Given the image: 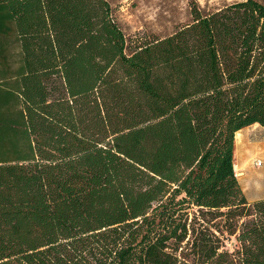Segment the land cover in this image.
<instances>
[{
    "label": "trees",
    "instance_id": "16d2710c",
    "mask_svg": "<svg viewBox=\"0 0 264 264\" xmlns=\"http://www.w3.org/2000/svg\"><path fill=\"white\" fill-rule=\"evenodd\" d=\"M255 123L264 0L145 41L110 0H0V264H264Z\"/></svg>",
    "mask_w": 264,
    "mask_h": 264
},
{
    "label": "rangeland",
    "instance_id": "374dc122",
    "mask_svg": "<svg viewBox=\"0 0 264 264\" xmlns=\"http://www.w3.org/2000/svg\"><path fill=\"white\" fill-rule=\"evenodd\" d=\"M233 1L236 0H110L117 18L129 38L142 41L167 36L177 27L186 23L189 20V8L194 3L201 7L215 9ZM249 130L250 140L264 138V129L259 125L251 126ZM260 157L264 158V154H260ZM254 159L256 158L246 159L247 169L241 170L246 173V176L254 177V181L252 177L251 179L244 177L245 174H237L250 201L263 195V193L255 191L254 187L258 183V179L264 178V166L255 167ZM235 161L240 165L237 155H235ZM250 167L251 169L248 171ZM236 172L241 173L240 171ZM226 244L228 248L233 249L235 240H227Z\"/></svg>",
    "mask_w": 264,
    "mask_h": 264
},
{
    "label": "crops",
    "instance_id": "0c3cea01",
    "mask_svg": "<svg viewBox=\"0 0 264 264\" xmlns=\"http://www.w3.org/2000/svg\"><path fill=\"white\" fill-rule=\"evenodd\" d=\"M254 125H259V124L255 123V124L246 126V127L242 128L236 132V135H235V155H238V152H239V154L241 153L240 158H239L240 165H242L244 163V161H246V159L247 160L249 158L260 159L261 158L260 154H264V138L250 140L249 127L254 126ZM259 126L262 129H264V127H262L261 125H259ZM238 133L241 134L239 139H238ZM256 159H254V160H256ZM261 160H262V165L257 166V167L264 166V158H261ZM246 164H247V162H246ZM253 165L256 167L255 163ZM245 169H247V166ZM250 169H251V167L248 169V171ZM244 174L246 175V173H244ZM254 188H255L254 189L255 191L261 192V193H263V195L255 198V199H252V201L264 198V178L258 179V183L256 184V186Z\"/></svg>",
    "mask_w": 264,
    "mask_h": 264
},
{
    "label": "bare ground",
    "instance_id": "6f19581e",
    "mask_svg": "<svg viewBox=\"0 0 264 264\" xmlns=\"http://www.w3.org/2000/svg\"><path fill=\"white\" fill-rule=\"evenodd\" d=\"M240 135H241V134L238 133V139H239ZM240 154H241V153H240ZM240 154H239V152H238V155H237L238 158H240ZM246 166H247L246 161H244V163H243L242 165H239L237 162H235V170H236V171H240V172H241V170H242V169H245ZM237 174H241V175H242V174H244V173L241 172V173H237ZM244 177H246V178L249 177V178L251 179L252 176H246V175H244ZM252 179H253V181L255 180L254 177H252Z\"/></svg>",
    "mask_w": 264,
    "mask_h": 264
},
{
    "label": "built area",
    "instance_id": "2783aa9c",
    "mask_svg": "<svg viewBox=\"0 0 264 264\" xmlns=\"http://www.w3.org/2000/svg\"><path fill=\"white\" fill-rule=\"evenodd\" d=\"M254 163H255L256 166H261L262 165V160L261 159H256Z\"/></svg>",
    "mask_w": 264,
    "mask_h": 264
}]
</instances>
